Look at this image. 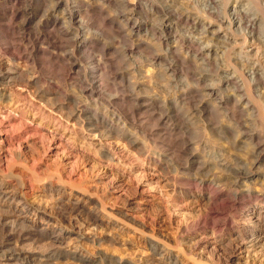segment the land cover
I'll use <instances>...</instances> for the list:
<instances>
[{
	"label": "bare ground",
	"instance_id": "obj_1",
	"mask_svg": "<svg viewBox=\"0 0 264 264\" xmlns=\"http://www.w3.org/2000/svg\"><path fill=\"white\" fill-rule=\"evenodd\" d=\"M68 1L0 0V55L9 56L13 63V66L9 68L0 66V100L9 99L7 90L12 85H24L26 75L17 69L18 60H27L40 71L52 73L53 78L72 80L71 84H74L78 91L65 94L67 97L65 99L69 100L67 102L73 103L72 110L69 109L66 112L67 118L79 119L87 130L98 132L101 137L106 135L108 137L113 134L112 132H116L118 137L127 139L131 146L140 147L142 136L145 139H153L155 146L160 149L174 151L172 155L177 163L176 171L180 170L178 179L187 180L185 181L187 189L204 193L207 198V206L198 220L195 223L188 222L182 227L186 234L204 232L207 228L218 234L233 231L234 241L237 244H231V250L240 248L250 238L255 240L262 235L264 210L259 204L264 205V187L262 185L260 189L255 187L253 182L256 181L252 172L255 167L259 168L264 160V142L260 141L262 138L260 139L259 131L255 132L253 129L256 122L264 123V100L259 101V96L253 94V89L264 86V65L260 61H247L244 62L243 71H239L234 66V72L229 73L228 66L221 64L223 59L222 55H219L222 52V50L219 51V45L223 44L226 48L223 56L230 59L232 50L230 48L237 44L239 35L242 37L239 43L256 41L264 45V9L261 12L257 11L261 9L259 5L262 0H255L258 4L256 6L254 4L251 6V3L244 0H206L202 4V9L189 3L186 5L187 2L184 4L181 0H120L116 14L119 18H124L131 26L128 32L125 27L118 24V28L120 27L121 32L124 33L123 39L128 43L123 54L126 57L141 51L147 42L132 41L134 36L132 33L141 27V17L151 18L152 22L148 20L151 23L148 28L152 35L151 39L154 37L155 42L162 46L161 52L155 56L153 63L160 67L161 76L167 81H164L166 84H162L161 90L158 91L160 96L153 94L143 98L136 81L122 78L124 83L130 85L132 89L130 94L121 100L122 105L118 110L121 112H118V121L115 120L119 123L109 120L104 116L105 114L101 118L99 114L87 108V102H83L84 99H79L83 97L86 101L97 102L96 104L103 102L107 109L115 107L119 101L118 96H108L105 93L107 90H102L103 83L100 75L104 64L110 59L105 57L108 54L105 47L101 56L99 53L98 55L94 53L102 36L104 37L101 32H98L100 30L97 29L88 35L81 45H77L79 48H75L74 45L75 39L81 38V32L84 29L93 30L92 27L95 25L92 19L95 16L91 19L86 18L89 10L87 7H92L91 0H70L73 3H70L71 5ZM148 6L150 7L148 10L144 9ZM38 15H41L40 19L35 23V18H39ZM106 21L105 16L102 23ZM20 22L24 34L21 38H25L33 23L38 27L37 31L30 33L33 37L31 47L11 37L10 31H14ZM98 23H96L97 26L102 27V23L99 25ZM79 53L86 54L91 64L86 66L81 64ZM43 75L45 74L40 76ZM44 80L42 82L46 81ZM53 80L48 79L45 84H41V79L35 78L33 86L37 88L36 93L39 99L51 107L62 108L66 105L62 103L65 99L61 101L59 97L64 96V93L59 90L58 82H52ZM124 102H135V107H126ZM256 102L261 103L257 106ZM140 112L147 114L140 116ZM210 113L219 117L224 115L229 121L224 126L216 123L213 127L215 131L217 129L219 133L238 131V136L252 141L250 162L236 160L237 162L234 161L235 163L231 164V161H227L225 157L218 154L211 159L208 158L210 155H207L208 157L201 160L196 149H191L190 141H183L182 145L180 144L178 132L181 131V127L183 125L188 127L191 121L198 123ZM169 135H176V137H171L172 140H170ZM20 143L23 151L29 150L34 139L29 136L23 141L20 140ZM15 162H23L22 154H16ZM11 166L12 163H9L8 170H0V264H55V261L61 258L102 264L104 255L101 261V259L80 253L72 254L59 248L67 234H75L83 239L87 228L104 224V218L101 219V210L96 206L97 204L94 208H87L80 204V202L92 203L90 196L67 194L65 184L61 183L63 187L58 181H48L46 191L51 192L49 197L53 200V205L50 204V207L32 205L21 196L23 182L16 177L14 168L12 169ZM5 177H10L11 182H7ZM260 180L264 182V174ZM241 182L249 183L247 187H243ZM181 183L184 184V182ZM126 202L131 204L134 201L127 199ZM126 202L124 204H127ZM97 203L106 210L102 202ZM153 206L155 207V204ZM55 209L57 217L54 213V215L49 213V210L52 212ZM252 210H256L257 213V227L255 229L240 227L238 220L251 215ZM32 215L36 219L29 223ZM165 219L164 215H161L158 222H165ZM54 220L62 224L61 229L57 230L53 226ZM169 223L166 225L173 222ZM105 225L113 229L119 226L109 221ZM194 226L197 227L195 230H193ZM119 230L124 231L122 228ZM112 240L116 241V238ZM202 242L196 241L194 248H198ZM148 246L152 252L150 259L143 263H125L121 260L119 264H180L176 256L166 255L165 246L162 244L150 241ZM232 259L229 255L224 262L230 263Z\"/></svg>",
	"mask_w": 264,
	"mask_h": 264
},
{
	"label": "rangeland",
	"instance_id": "obj_2",
	"mask_svg": "<svg viewBox=\"0 0 264 264\" xmlns=\"http://www.w3.org/2000/svg\"><path fill=\"white\" fill-rule=\"evenodd\" d=\"M72 1L69 0L68 3L73 4ZM110 1L112 3L109 0L90 1L92 2V7H87L89 10L86 18L91 19L95 16L92 18L95 25L92 27L93 30L86 29L89 33L84 29L83 33L81 32V38L75 39L74 45L75 48H79L77 45H81L82 41L85 38L87 39V36L97 29L100 30L98 31L99 33H102L101 35H104L99 42V49L96 48L94 50V53L97 55L99 53V56H101L100 54L103 53V48L105 47L108 51L105 57L110 59L104 64L100 75V80L103 83L102 90H107L105 93L108 96H118L119 101H117L115 107H108L107 109V106L102 104L103 102L96 104L97 102L86 101V98L83 97H79V99H84L83 102H87V108L93 113L99 114L101 118L105 116L109 120L117 122L118 115L121 112L118 111L119 106L122 105L121 100L127 97L132 89L130 85L128 86L124 83L125 79L129 78L138 83L143 98L159 94L158 91L161 90V85L166 84L164 81L167 80L161 76L160 67L153 63L155 62V56L161 52L162 46L155 42L154 37L151 39L152 35H150L151 32L148 29L151 26V18L141 17L140 22L142 25L139 29H136L135 33H132L134 36L131 39L134 42L141 40L149 43L143 45L140 52H135L131 56L125 57L123 50L128 43L123 39L124 33L121 32L120 27L118 28V24L122 25L123 28L125 27L128 32L131 26L127 24L124 18H119L116 14L119 10L117 8H119L120 0ZM181 1L184 4L187 2L186 5L189 3L202 9V4L206 0ZM244 2L251 3V6L252 4L254 6L258 5L255 0H244ZM263 2L264 0L260 2L259 6L261 9H257L258 12L264 9ZM145 8L148 10L150 7ZM100 11H102L101 14ZM40 16L35 18V23L40 19ZM105 16L107 17V21L104 23L106 25L102 23ZM97 21L102 23V27L97 26ZM35 23L28 30L25 38H21L24 34L20 26L22 23L20 22L14 31H10L11 37L18 40L17 42L24 43L23 45L29 44L28 46L31 47L33 45V37L30 33L38 29ZM234 29L237 30L236 28ZM236 33L238 34L239 30ZM237 38V44L230 48L232 49L230 59L223 56V52L226 49L225 46L223 44L222 46L219 45V51L222 50L219 55H222L221 58L223 59L221 64L228 66V72H234V66L239 71H243L244 62L246 63L247 61H260L264 65V45L256 41H249L244 44L239 43L242 37L239 35ZM78 57L80 63L84 66L91 64L86 54L79 53ZM111 61L113 62L111 63ZM16 65L19 71L25 73L26 79L24 85L17 84L8 88V100H0V170H8V164L12 163L11 167L12 169L14 168L13 171L16 173V177L23 182L22 192H20L22 195H20L32 205H53V200L50 198L51 192L48 191V193L46 191V186L49 185V182L58 181L61 186H63L61 183L65 184V187H63L66 188L67 194L72 193L74 196H86L88 194L87 196H90L92 203L80 202V204L87 208H94L97 204L96 206L101 210L100 217L101 219L104 218V224L87 228L84 231L85 237L83 239L75 234H67L61 246H59L60 249L72 254H84L99 260L104 255L105 258H103L102 264L104 262L105 264H119L121 260L125 263H143L150 259L152 255L148 243L156 241L160 245L165 246L167 256H176L180 264H264V233L255 240L253 238L248 239L240 248L233 249L234 251L230 247L233 243L237 244L234 241L235 234L233 231L218 234L207 228L204 232L186 234L182 227L188 222L195 223L198 220L207 206V198L204 193L187 189L185 185L187 180L180 181L178 179L180 170L176 171L177 163L172 155L174 153L172 149H160L155 146L153 139H145L142 136L141 145L137 147L131 146L124 137H118L116 132H112L113 134L108 137L107 135L106 137H101L98 132L87 130L79 119L67 118L66 116V112L69 109L72 110L73 103L67 102L69 100L65 99L67 98L65 94L68 92L70 94L73 91L77 93L78 91L73 86L74 84H71V82L73 83L72 80L53 78L51 76L52 73L40 71L25 59L18 60ZM0 66L5 68L13 66L9 56L0 55ZM42 74H45L46 77H44L45 75L41 77L40 75ZM35 78H40L41 84H45L48 79L49 81L54 79L52 82H58L59 90L64 93V96L59 98L61 101L65 99L66 101L64 100L62 103L66 105L62 108L51 107L39 99L36 93L37 88L33 86ZM43 80L45 82H42ZM263 90L264 86L253 89V94L259 96V101L264 100ZM259 103L256 102L257 106H259ZM123 104L127 105L126 107H135V102H124ZM146 114L140 112V116H145ZM226 122L229 123L224 115L219 117L210 113L198 123L189 122V128L183 125L180 129L181 131L178 132L179 134L177 133L180 135L178 141L181 145L183 141H190L191 149H196L197 154L201 156V160L208 157L207 155H210L208 158L211 159L212 157H217L218 154V156L225 157L227 161H231V164L237 161L250 162L252 158V141L250 142L245 137L238 136V131H230L231 133L223 131L219 133L218 129L216 130L217 132L214 130L213 127L216 123L224 126ZM17 126L19 127L16 129ZM253 129L255 132L259 131L260 139L262 138L260 141L264 142V123L256 122ZM20 134L21 137H19ZM29 136L34 139V143L29 150L24 149L23 151L20 140L23 141ZM171 137L175 138L176 135H169L168 139L172 140ZM18 153L22 154L24 163H14ZM165 153L168 154L165 155ZM252 174L256 181L253 182L255 187L257 186L259 189L262 186L264 187V182L260 180L264 174V160L259 165V168L255 167ZM5 179L7 182H11L10 177H5ZM181 182H184V184ZM43 183H45L44 187L42 186L44 185ZM241 183L243 187H247L249 182ZM127 199L134 202L130 204L126 202ZM97 200L103 203L106 210L101 208V204L97 203ZM122 201L124 202L122 203ZM125 202L127 204H124ZM154 204L155 207L153 206ZM219 205L221 206L220 202ZM156 206L157 209H155ZM259 206L264 210V205L259 204ZM251 212V215L238 220L240 227L250 229L257 227L258 217L256 216V210ZM49 213H52L51 215L55 214L54 216L57 217L56 209L52 212L49 210ZM161 215L166 218L165 222H158V218ZM34 217V215L30 216L31 221L29 223L35 221L36 217ZM54 221L53 226L57 230L61 229L62 224L59 221ZM108 221L117 223L119 226L117 229H113L111 226L105 225ZM168 223L170 225H166ZM194 227L193 230L197 228L196 226ZM119 228L124 231L119 230ZM112 238H116V241H113ZM198 240L203 242L198 248H194ZM222 246L223 248H221ZM229 250L232 254H230ZM229 255L233 259L230 263H225ZM55 264L93 263L72 258H61L56 260Z\"/></svg>",
	"mask_w": 264,
	"mask_h": 264
}]
</instances>
